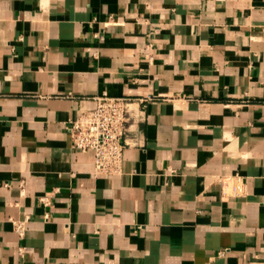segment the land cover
Returning a JSON list of instances; mask_svg holds the SVG:
<instances>
[{
	"label": "crops",
	"instance_id": "obj_1",
	"mask_svg": "<svg viewBox=\"0 0 264 264\" xmlns=\"http://www.w3.org/2000/svg\"><path fill=\"white\" fill-rule=\"evenodd\" d=\"M0 264H264V0H0Z\"/></svg>",
	"mask_w": 264,
	"mask_h": 264
},
{
	"label": "built area",
	"instance_id": "obj_2",
	"mask_svg": "<svg viewBox=\"0 0 264 264\" xmlns=\"http://www.w3.org/2000/svg\"><path fill=\"white\" fill-rule=\"evenodd\" d=\"M130 103L129 97L103 94L91 110L79 113L67 125L72 146L94 152L96 173L116 174L121 170ZM14 223L23 234L25 222Z\"/></svg>",
	"mask_w": 264,
	"mask_h": 264
}]
</instances>
